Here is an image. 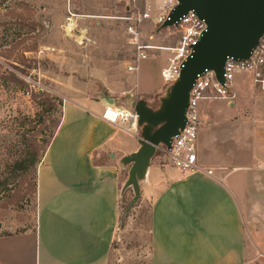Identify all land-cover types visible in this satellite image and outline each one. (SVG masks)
I'll list each match as a JSON object with an SVG mask.
<instances>
[{"label": "crops", "instance_id": "crops-1", "mask_svg": "<svg viewBox=\"0 0 264 264\" xmlns=\"http://www.w3.org/2000/svg\"><path fill=\"white\" fill-rule=\"evenodd\" d=\"M163 59L143 61L136 77L91 69L97 94L64 103L38 168L36 230L0 234V264H110L125 160L141 144L139 128L128 132V123L102 119L105 97L118 110L153 103L154 94L165 98L167 90L148 76L155 69L161 79ZM235 80L233 102L200 104L202 172L183 176L155 160L141 183L142 198L152 203L150 264H247L264 257V106L251 105L264 93L257 94L250 73Z\"/></svg>", "mask_w": 264, "mask_h": 264}, {"label": "rangeland", "instance_id": "rangeland-1", "mask_svg": "<svg viewBox=\"0 0 264 264\" xmlns=\"http://www.w3.org/2000/svg\"><path fill=\"white\" fill-rule=\"evenodd\" d=\"M146 1L159 6L158 0H138L137 7L143 9ZM127 4V0H0V234L36 230L34 174L17 171L16 163L30 152L33 139L49 136L66 101L97 94L91 69L121 78L137 76L127 72L134 51L125 24L118 19L125 15ZM141 32L146 45L167 48L179 41L176 29H161L151 22ZM149 55L164 58L163 68L167 65L168 52L152 50ZM10 74L26 85L13 83ZM148 76L154 87L171 89L155 69ZM246 84L250 87V81ZM39 93H44L43 99L34 98ZM151 98L153 103H146L158 109L162 98L158 94ZM252 104L260 108L264 101L255 99ZM155 160L167 165L160 152L152 165ZM130 169L131 165L124 174L122 221L110 264H150L152 203L141 195L132 204L133 188L124 190ZM247 264H264V257L258 255Z\"/></svg>", "mask_w": 264, "mask_h": 264}, {"label": "water", "instance_id": "water-1", "mask_svg": "<svg viewBox=\"0 0 264 264\" xmlns=\"http://www.w3.org/2000/svg\"><path fill=\"white\" fill-rule=\"evenodd\" d=\"M178 2L161 29L177 26L179 20L191 11L206 22L208 29L195 47L192 57L184 64L180 78L161 100L160 107L153 109L144 100L132 105L139 118L141 144V149L125 160L131 169L124 190L133 188L135 198L132 204L140 199L141 183L146 179L157 148L165 145L170 149L173 137L185 128L190 92L197 77L206 70L214 71L217 79L224 83L227 60L249 59L264 36V0ZM105 100L108 105H114L113 99L105 97Z\"/></svg>", "mask_w": 264, "mask_h": 264}, {"label": "built area", "instance_id": "built-area-1", "mask_svg": "<svg viewBox=\"0 0 264 264\" xmlns=\"http://www.w3.org/2000/svg\"><path fill=\"white\" fill-rule=\"evenodd\" d=\"M159 6L145 2L143 9L137 7L138 0H127L125 15L118 19L125 24V33L133 48L134 56L128 62L127 72L137 74L143 61L148 60L152 50L169 53L167 65L161 71V80L165 85H173L180 78L184 64L194 54L208 27L193 11L183 16L177 26L173 27L179 34V41L174 47H155L142 42V28L146 23H153L161 28L178 6V0H158ZM171 29V28H168ZM238 73H250L256 90L264 93V36L259 40L251 57L247 60L234 61L228 59L224 68V83L220 82L214 71L206 70L199 75L190 92L189 106L186 112V125L180 133L173 137L171 148L161 145L157 153L183 176L202 172L198 161L197 142L200 131V104L205 101L233 102L234 81ZM102 119L110 124L128 123V132L138 131V115L134 109L118 110L114 105H108ZM156 153V154H157ZM212 175V171L207 172Z\"/></svg>", "mask_w": 264, "mask_h": 264}, {"label": "trees", "instance_id": "trees-1", "mask_svg": "<svg viewBox=\"0 0 264 264\" xmlns=\"http://www.w3.org/2000/svg\"><path fill=\"white\" fill-rule=\"evenodd\" d=\"M10 79L13 83L16 84H22V85H26L24 81L19 80L15 75L10 74ZM44 93H39V94H35L34 98H42L44 97ZM61 124V120H59L58 123H56V125L53 127V130L50 132L48 137H44L43 135H39V137L34 140V143H32V145H30L31 150L30 152H26L25 156H22L21 159H19V161H17V167L16 170H20L23 171L24 173L26 172H33L34 174V184H33V189H34V194L38 200V168L40 166V164L42 163V160L52 142V140L54 139L59 126ZM24 233V232H21ZM19 234V233H18ZM6 236H9V233L4 234Z\"/></svg>", "mask_w": 264, "mask_h": 264}]
</instances>
